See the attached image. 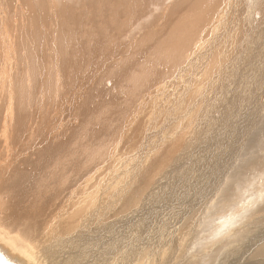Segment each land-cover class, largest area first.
<instances>
[{
    "label": "bare ground",
    "instance_id": "6f19581e",
    "mask_svg": "<svg viewBox=\"0 0 264 264\" xmlns=\"http://www.w3.org/2000/svg\"><path fill=\"white\" fill-rule=\"evenodd\" d=\"M70 3H72V4L69 5ZM129 3H134V0H129L128 4ZM241 3H242V1H241ZM238 4H239L238 0H140L141 10L137 13L136 17L133 15L129 17L128 27L130 29L132 28V30L128 31V33L126 31L125 35L127 37L129 35V37H128V39H129L130 35H132L136 31H138V29L136 30L135 27L137 26V28H138L139 24H140V27L142 26L144 30L146 28L147 29L146 31L148 32V36H147V32L144 34V31L142 30V32H143L142 33L140 31L141 28L139 27L140 29L138 32L139 33L141 32L140 35H142V34H143L142 36L145 35L142 39H147L150 36L155 35V33H158V37L155 40V45L153 48H150L151 53H150V55H147V59L144 61V62H147L148 60H151L152 62H150V64H149L150 67H147L143 62L141 64V67H142L141 71H139L138 73H135L136 72L135 71L134 72L135 75H134L133 79L130 78V82H128L129 87L120 89L117 93L112 94L111 95L112 99L109 97L110 100H108L106 97L105 103L107 105L106 104L104 105L103 103L100 102L104 106L99 104L100 106H103V107H97L95 110L102 111L104 113L101 114L102 112H98L95 116L92 115L89 119V121H92L93 119H95V121L93 120L94 121L93 123H95L97 126L99 125L98 130L96 129V127H95L96 125H94V124L87 125L89 128H91V131L88 128V130L90 132L85 128V126L82 130V133H79L76 130L79 133V135L76 133L73 140L69 139L70 142L65 143L64 145L60 144V146L58 147L59 150L56 149L57 152H55V154L53 152L55 150L52 151V149H54L53 144L48 143V142L41 144L40 147H38L39 145L37 146L35 144L38 149H36V147H35V150L32 153L28 154L27 153L28 151L26 150L27 151L26 153H27V155H29L28 156L29 158H30V155L32 154L31 156H35L36 158L39 159L40 156H42V154L44 152V150H43L44 146L46 147V144H47V146L49 145L48 151L50 152V154L53 153L54 155H51L52 156L51 160L49 158H47V160L45 159L46 162L45 161L42 162V163H44V162L47 163V161H49L47 164L44 163L45 166L47 167V169L45 168L46 170H43L44 171V173H42L43 175H40L39 178L37 175L36 176L37 179H35V180L30 179L31 182H30V180H28L29 178L28 179L26 178L30 184V185L27 184V186H31V187H30V190H29V187H27L28 191L23 192V188H25L24 186H26L25 182L27 180H25L24 185H22L23 184L22 181L17 179V176H20L21 178H23L24 176L22 177L20 174L19 175L17 174L19 172V169L21 171L22 167L20 168L18 165V160H21V159L17 158L16 152H20L24 148L26 149V147L28 145V140H27L28 138H30L31 140L33 139V142H35L37 139H39L40 131L46 130L45 127L43 129V126H45L44 125L45 119L40 121V122H38L36 119H34L33 107H35L39 102L47 103V99L48 98L51 99V97L47 96L51 91H52V99H53V100H51V102L53 101V106L55 108L58 109L59 107H57V106H59V105H63V104L65 105L67 103L71 104L68 102L67 98L71 97V96H69V93L71 95L72 94L71 91L73 89L70 88L71 86L68 85V83L70 84L69 81L71 79L74 80L73 79L74 74H76L77 76L80 74V72L84 68L83 63L88 64L87 60L89 59L88 61H90V59L95 55V54L90 53L91 52L90 51V49H91L90 45L91 44L89 45L88 43H86V44H84V43L88 42V40L90 39L91 33L94 32V28H95L94 21L96 19L95 18L91 19V15L89 12L87 14V19L84 18L83 14L85 12H87L84 9H83V12L81 14L75 15L78 11H76L74 9L75 5L73 4L72 0H61L60 2L55 1V0H22V1L21 0H0V51H1L0 56L2 55L4 57V59H3L4 61L3 62L0 61L2 63V65L0 66V69H1V72H0V101H2L0 103L1 104L0 105V107H1L0 117H1V120L3 122V126H1L2 123H0V260H2L3 263H5V264H36V262H38V259H41V258H39L40 254L42 256L43 251H45V250H46V258H49V259L54 258V260H58L61 258L62 264H128L129 263V261H130L129 255L131 254V250L129 251L128 249H130L129 248L130 241L132 240L135 244L137 242L134 241L135 239L133 240V238L135 236H133L132 238L130 237L131 240L128 237H126L127 236V229L130 228V223L132 224L131 225L132 227H135L137 225L139 226V224H137V223L141 220V219L139 220L140 215L137 214L138 215L137 216V215L129 214V210L132 207L136 206L140 202V198H143V197H140L141 195H143L145 192L148 195L150 183L154 182V184H155L157 182L156 181L157 178L165 177V176H161V174L163 172L160 175L158 174L162 168L157 173V169H156L157 165L155 166L154 169L152 167L150 169L148 167L149 163H147L144 166L146 167V165H148L146 168L150 169V170L148 171V173L145 176L141 177V179H138L139 180L138 183H136L135 179H134V182H132V183L127 182V181H131L130 179H132L131 178L132 172H134V171H135L134 173H136V172L138 173L137 177L140 178L139 177V171L140 170L136 171L137 168L139 169V167H140V166L138 167V165H137L139 162V160H136L137 155L136 154L132 155L131 153H129L130 152L129 150L125 151V153H124V152L120 151L121 149L119 150V152H122V153L118 152L119 154H115V149L117 147H115V143H113L111 139L107 140L104 137L105 142L103 144L98 138L103 137L102 135L105 136L104 133L108 132L107 129H106L107 132H105V130H104V128H106V126H108V127L111 126L113 124V122H115L114 120H117L120 115L121 116L123 115V117H125V116H128V117H127V121H126V118L124 119V121L122 120V124L125 123L126 127H127L128 122H129L128 124L133 123L134 128L136 126V129H135L136 133H138V131H140V132H143L144 135H147V136L149 135L152 137V138L150 137V139L147 138V141H151V143H152L151 144L152 145L151 150L148 148L149 154H151V155L154 154V151H156V149H160V148L162 149V147H163L162 145L171 144L173 150L171 151V153L168 154L165 161H163L164 163H166V160L171 159L170 157L175 154L176 150L180 151L179 147H181V145L180 146H178V145L182 139L181 140L177 139V141H176V139L174 138L175 141L172 143L171 139H166V141H165L164 137H163V140L160 141L159 139L162 137V134L161 135L160 134L150 135L151 133L150 134L146 133L148 131L145 129V126L147 128L148 124L145 125L146 122H144L143 117H145V112L147 113L149 110H152V108L156 109L158 102H159L158 109L163 108V106L161 108H159L160 100L158 97H154V98H158L159 101H157L155 99L156 101L153 100L154 102H152V101L150 102V99L153 97V95L151 96L148 92V96H147L146 93H147V90H149V89H147L146 91H144V89L147 86L151 85V87H150L151 90H149L151 92L152 88L155 86L154 82H156L157 78L154 77V75H156L155 74L156 72L152 71L154 69V67H155V69L160 67L159 69L161 70V68L164 69V67H168L167 65H169L171 67L168 70V72H166V75H168V76L169 75H175L176 76V72L174 73L171 69L173 66H172V63H170V62L178 63V64L179 63L184 64L185 62H187L189 65H192V63H193V65H196L198 60L201 58V56L206 54V51H209V52L212 51L208 55L209 58L204 61V63L206 62V66L213 65L216 63L221 64V62H220L221 60H219V59L222 55H224L223 54L224 53L223 48L225 47L226 42H228V40H231V39L237 40V38H239L241 36V34H239V31H241V30H239V29H241V27H240L241 25L240 26H238V25L242 24V23H239V21L237 23L236 22L237 18L234 15V11L243 12V8H241V7L238 8ZM24 5H25V8H23ZM117 6L119 7L118 4H117ZM22 8L24 9L23 14L21 13L22 16L19 15V17H17L16 15H18V11ZM157 11L158 12L160 11L162 13V15L161 16L157 15L158 14ZM11 12H13V13H11ZM245 13L247 14L246 11L244 12V14ZM13 15L15 16L16 19H15V24L12 26V22H10V21L12 20ZM229 18H230V21L232 20L235 22V24H234L235 26L233 28H232V26L227 25V21H229ZM243 18H244V16H243ZM139 19L141 20V22L137 24ZM9 22H10L12 27L9 26L10 25ZM71 24L76 25L78 27V29H76V31H74V32L70 31L71 26H72ZM118 24H120V22ZM128 27L126 26L124 29H126ZM229 27H231V28H229ZM129 28L127 30H129ZM245 28H247V27H245ZM65 29H67L66 32H64ZM242 29H244V28L242 27ZM224 30L226 31V35L222 36V33ZM263 30H264V28H263ZM76 32H78L77 35H76ZM263 33L264 32L262 31V35H263ZM17 35H18V39H16ZM205 35H206V37H205ZM207 35L208 36L210 35L209 38L212 37L211 35H213L211 41H209V38H207L208 37ZM202 36H204L205 38ZM219 37H221V38L219 39ZM134 39H136V38H134ZM150 42H152V41H148V43H150ZM232 44H234V43H232ZM263 46L264 45H262V48H264ZM228 47H230V46H228ZM29 48L32 49L33 51L30 50ZM214 48H215V50H214ZM234 48H236V47L234 46ZM97 49L98 48H96V51H97ZM231 49H232V47H231ZM2 51H4L3 52L4 54H2ZM226 51L229 52V49L228 50L226 49ZM261 51H262V49H261ZM32 52H33V54H32ZM89 54H90V56L88 57ZM232 54H233V52H232ZM261 54H262V52H261ZM109 55H113V52H111ZM109 55H107V59L109 58ZM226 55L222 56V58L228 59ZM191 56L193 57L192 60H191ZM263 56H264V52H263ZM263 56H262V59L264 58ZM87 57H88V59H87ZM230 57H231V54H230ZM110 59H111V57H110ZM202 60H204V58ZM202 60L200 61L201 63H202ZM228 61H229V59L227 60V62H225V61L224 62L229 64ZM116 62H117V60H116ZM124 62L125 61H123L122 64L118 66V68H120L124 64ZM103 63H104V61H103ZM105 63H106V61H105ZM107 63L109 64L108 61H107ZM138 64H139V62H138ZM106 65H105V67H103L104 71L107 70L106 67L108 65L107 66ZM112 65H114V64H112ZM184 65L185 66L180 65L178 68H187L186 63ZM109 66H110V64H109ZM96 67H97V65H96ZM96 67H95V69H97ZM175 67H177V66H175ZM190 67H192V66H190ZM175 69L180 71V72L182 70V69H177V68H175ZM99 70H102V69L99 68ZM162 70H161V72H162ZM183 70H182V72H183ZM96 72H98V71H96ZM208 74L211 75V72ZM208 74H206V75H208ZM61 75H63V76L69 75V77H65L66 79L68 78V80L61 77V82H60V80L57 81V79H59V77ZM76 75H75V77H76ZM85 75H86V72H85ZM159 75H158V77H159ZM54 76H56L54 78L55 82H57L56 84H55V82H53ZM201 76L202 77L199 76V78H201L203 80L204 76L203 75H201ZM130 77H132V75ZM201 79L200 80L197 79V81L198 80L201 81ZM81 80H82V78H81ZM260 80H263V79H260ZM75 81H76V79H75ZM89 81L91 83L88 82L87 85L89 83L92 84V81H94V80H89ZM71 83H72V81H71ZM73 83H75L74 84L75 86L79 85L76 82H73ZM93 83H95V82H93ZM201 83H202V81H201ZM77 86H76V88H83L80 85H79L80 87L79 86L77 87ZM85 86H84V88H85ZM196 86H197V84H196ZM157 87H159V86H157ZM175 87H176V85H175ZM243 87L244 86H242V88ZM40 88H41V91H44V92L43 93L41 92V95L38 97L39 98L38 99L37 97H35L34 93L36 91V96H38L40 94V91H39ZM127 88H129V89H127ZM154 88L156 89V86ZM83 89H80V91ZM87 89H89V87ZM87 89H85V90H87ZM74 91H76V90L74 89ZM78 91L79 90L77 89L76 92L79 93L80 91L79 92ZM155 91L157 92V90H155ZM158 91H159V89H158ZM85 93H86V91H85ZM88 93L90 94L91 90H90V92L88 91ZM165 94L166 93L164 92V95ZM81 95L82 96L84 95V98L88 99V98H86L88 96L85 97L86 94L81 93ZM82 96L79 95V97H81V98H82ZM40 98H41V100H40ZM35 99L37 100V103H36ZM132 99H133V101L130 103L129 101ZM65 100L67 102H65ZM79 100H80V98H79ZM89 100L94 101V97L91 94H90ZM176 100L180 101V98L176 99ZM176 100H175V102H177ZM74 101H75V99H74ZM83 101H85V100H82L81 105L87 104V103H83ZM181 101H183V100H181ZM109 104H111V105H109ZM89 105H90V103H89ZM93 105H95V104H93ZM134 105H136V107H133ZM179 105H182V104L179 103ZM37 106H39V105H37ZM131 106L134 109L131 111L127 110V108L131 107ZM165 106L168 107V105H165ZM194 106H196V105H194ZM49 107H50V111L52 113L53 108L51 110V106H49ZM65 107L67 109L68 106L66 105ZM65 107H64V109H65ZM110 107H112V109L115 108V111L118 110V112L116 114L117 116L114 114L116 117L113 116V117H115L113 119H112V117H110V115L107 116V113L110 114L112 111L111 110L108 112V109H110ZM68 108H70V107H68ZM91 109H92V107H91ZM122 109H123L124 114L122 111H119ZM42 110L40 111L39 115L41 114ZM58 110L59 111L61 110V106H60V109H58ZM172 110H174L173 105H172ZM47 111H49V110H47ZM47 111H45V114ZM64 112L66 113L67 110L66 111L64 110ZM64 112H63V114H64ZM162 112L163 111H161L160 113H162ZM59 113L61 114V111L58 112V115L56 114L58 118L61 116V115H59ZM151 113H153V110ZM155 114H157V113H154L153 115H155ZM39 115H37V116H39ZM64 115L62 117H64ZM133 115L136 116L135 117V119H137L136 121H134ZM182 115L183 114L180 115L181 116L180 121H182L185 114L183 116ZM106 116H107V118H106ZM173 116H175V115H173ZM46 117H47V115H46ZM139 117L140 118L142 117L141 119H143V120L139 119L140 121H138ZM58 118L53 119L52 117H50L49 121L51 122V119H53L52 123L55 122L54 120L60 121V119H58ZM105 118H106V121H105ZM152 118H154V116ZM65 119H67V118H65ZM163 119H164V117H163ZM62 120L63 119L61 118V121ZM31 121H34V124ZM57 121H56V123L59 124L58 123L59 121L58 122ZM105 122H107V123L105 124ZM56 123H55V125H56ZM103 123L105 124L104 126H103ZM153 123H155V122H153ZM47 124L50 125V127L52 126V124H49V122ZM122 124H121V129L124 128V127L122 128ZM125 124H124V126H125ZM27 126H28V128H26ZM113 126H114V124H113ZM115 126H116V124H115ZM119 126L120 125L116 126L117 127L115 129L116 131H117V129H120ZM57 127L58 126L56 125V128ZM129 127L131 128V126H129ZM129 127H127V128L130 129ZM152 127H154V126L152 125ZM166 127H168V126H166ZM173 127H174V125H173ZM249 127H250V125H249ZM127 128L123 129V132H125V130H127ZM150 128H151V126H150ZM25 129H27V130H25ZM54 130H55V128H54ZM47 131H48V128H47ZM25 132L29 133V134L27 135ZM48 132L50 133V131H48ZM54 132L55 131L52 130L51 133L54 134ZM129 132H130V130H129ZM184 132H185L184 129H182V134ZM126 133H128V131ZM152 133H154V132L152 131ZM76 135H78V136H76ZM120 135H121V133L119 134V137L121 139L122 136H120ZM124 135H125V133H124ZM178 135L181 136L180 134H178ZM47 136H49V137L52 136L51 138H53V135L47 134ZM55 137L56 136H54V138ZM116 137H117V135H116ZM119 137H118V140H119ZM127 137L130 138V134L127 135ZM176 137H178V136L176 135ZM128 138L126 139V142H127V140H129ZM170 138H172V137H170ZM182 138H183V136H182ZM40 139L42 141V138H40ZM47 139H48V137H47ZM114 139H116V138H114ZM144 139L145 138L142 137L140 140H138V139L132 140V142L135 141V145L133 148L134 150L132 149L134 151L133 153H136L137 151L139 152V150H141V149H143V151L145 150L144 147L141 148V143L147 142V141H144ZM118 140H117V143H118ZM11 141L13 142V146L15 145V148H16V151L14 153L15 154L14 158H12L10 156L11 152H13L12 151L13 146L10 147V144H9V142H11ZM157 141H158V144L154 145V143H156ZM119 143H120V141H119ZM133 144H134V142L132 143V145ZM122 145H123V143H122ZM132 145H131V148H132ZM62 146H64V147H62ZM29 147H32V146H30V144H29ZM39 148H42V149L40 150ZM126 149H127V147H126ZM158 151H161V150H158ZM23 152H21V153H23ZM146 152H147V149H146ZM46 153H48V152H46ZM126 154H129V155H126ZM130 154H131V156H130ZM141 154H139L138 156L140 157ZM11 155H13V154H11ZM77 156H79V157L77 158ZM143 156H144V154H143ZM21 157L23 159V155H21ZM26 158H25V160H26ZM108 158L111 159L112 161H109ZM31 159H32V157H31ZM103 159L105 160V162L107 161L106 159H108V163L107 162L106 163L108 164L107 167H108L109 171H110V168L112 166L111 162L116 161V163H120L119 167L117 164L116 168H119L121 171H119V169H115V167H114L113 169H111L110 173H109V171L107 172V173H109V177H111L112 175H114L115 173L118 172L117 173V176H118L117 179H115L116 176L114 177V179L113 178L109 179V177H108L109 180H107V184H103V181L101 179H103V180L107 179V178H105L107 173H105L104 178L102 176L101 177L98 176V178L100 177L101 179L100 180L97 179V180H99L100 184L101 183L102 184L98 185V183H99V181H98V183L96 185V182H94L95 186H93L92 189L89 190V192H91V193L89 195H86L83 192L85 195L83 194L84 197H82L83 196L82 195L81 196L82 198L79 197L80 199L77 198L78 197L77 195L75 196V194L72 193L73 190L68 191L67 187H69L71 182H74L73 176H74L75 172L78 174H81L83 170H85V172H86L87 169H90V170H87V172H86L87 175H89L88 172L90 174L92 172L96 173V172H98L97 171L98 169L102 168L101 165H97V164H100ZM73 160H75V161H73ZM127 160L129 161V163L127 166H125V168H123L125 165V161H127ZM146 160H147V158L143 159V163L144 162L146 163ZM40 161H41V159L37 160L35 163L39 165V163L41 164ZM2 162H4L5 167L2 166ZM23 163H25V162H23ZM110 163H111V165L109 166ZM143 163H141V164H143ZM225 163H226V161H225ZM121 164H123V165H121ZM38 165H36V167ZM92 165H97V166H92ZM150 165H151V163H150ZM115 166H116V164H115ZM176 167H177V165H176ZM41 168H43V167L41 166ZM132 168L133 169L135 168L136 170L135 169L132 170ZM142 168H143V166H142ZM25 169L26 168H22V170H25ZM108 169H106L105 171H107ZM141 170H143V169H141ZM29 171H30V169H29ZM144 171H147V170H144ZM141 172L142 171H140V173ZM167 172H169V170ZM25 174H26V172H25ZM97 174H99V173H97ZM154 174H157L159 176H157V178H156V176ZM169 174H170V172H169ZM134 175L135 174H133V176ZM141 175H142V173H141ZM162 175H164V173ZM92 176L93 175H91V177ZM72 177H73V180L71 181ZM89 177H90V175H89ZM77 178H75V179L78 182L79 178L78 179ZM89 180H87V181H89ZM160 181L162 182V180H160ZM161 182H159V183H161ZM87 183H89V182H86L85 186L84 185L83 186L87 187L86 186ZM78 184H79V182H78ZM124 184L125 185L127 184V185L124 186ZM6 185H8V187ZM107 185H109V186H107ZM155 185H157V184H155ZM4 186L7 187L8 189L10 188L12 190L11 193L10 192H8V193H10V195L15 194L16 198H14V200H16L19 203V204H17L19 206L15 207L16 209L13 211V213H10L7 215L4 213V210L8 208L6 205L12 198L6 197V194H4V192L7 193L8 189L7 190L3 189V188H5ZM71 186L72 185H70V187ZM105 186H107L106 189L104 188ZM79 188H82V187H79ZM73 189H76V188H73ZM129 189H130V192L127 193ZM4 190H6V191H4ZM133 190H135V191H133ZM8 191H10V190H8ZM32 191H35L36 195H34V193H32ZM258 191H261L260 193H262L264 191V182L259 185ZM76 192H77V190H76ZM112 192L115 194L110 196L109 199L107 200V202H110V203H108L109 205L104 209V211L100 212V214L98 213L99 218H97V216L94 215V213L101 206L100 205L101 203L105 204L106 200L104 197H106L107 195H109V193H112ZM74 193H75V191H74ZM94 193H97V195H94ZM117 193L118 194L121 193V195H119V196L122 197L123 199H121L120 201H118V200L112 201L114 199V197L116 198ZM140 193H141V195H140ZM257 193L256 194L259 195V192H257ZM263 193L261 194V196L262 195L264 196ZM23 194H25V195L26 194H32L34 196L32 198H29L27 196L25 197ZM137 194H139V195H137ZM147 195H146V197H147ZM257 195H255V196H257ZM124 196L126 198H124ZM5 197L7 198L8 202H6V200L3 199ZM74 197H76V200L73 199ZM150 197H153V195ZM260 198L258 201H260ZM145 199H147V198L144 197V200ZM148 200H149V198H148ZM145 201L147 202V200H145ZM150 201H152V199ZM150 203L152 204V202H150ZM244 203H246V204L242 205V204L238 203L239 204L238 205L235 203L236 205L233 208L234 209L236 207L242 208L243 206L249 205V202H244ZM255 203L256 202H254L253 205L256 206ZM14 205H16V203H14ZM147 205H148V203H147ZM257 206H259V205H257ZM10 207H12V206H10ZM10 207L7 209V212H9L10 210L12 211V209H10ZM252 207H254V206H252ZM103 208H104V206H103ZM252 209L251 210L248 209L246 211H249V210L252 211ZM260 209H262L264 211V205H261ZM235 210H237V209H235ZM155 211H157V210H155ZM190 211H191V209H190ZM261 211H259V212L261 213ZM196 212H198V211L194 210L192 213L193 216H191L189 214L187 216V218L185 219L184 223H181V225H178L175 227V229L177 230V236H176L177 240L182 241L183 239H186L185 238L186 237L185 232L190 231V228L200 220L199 217L201 216L202 212L199 211L198 214L194 215ZM131 213H132V210H131ZM95 216H96V219L93 220V222H91V218H93ZM131 216H133V218H130ZM152 216H154V215H152ZM113 218H115L116 220H113ZM253 218L255 219L256 217H253ZM110 219L113 221H111ZM251 219H252V217H251ZM251 219L249 218L245 223H250ZM257 219H259V218H257ZM107 222H109V223H107ZM141 224H142V222H141ZM141 224H140V226H141ZM109 225H111L112 227H114L115 225L119 226L118 227L119 230L117 229L118 233L115 232L118 235L117 236L115 235V237L112 238L113 241L108 243V245H111L110 246L111 249L108 250L107 248H105L107 246V244H105V246L104 245L102 246L103 249L100 248V246H98V245H93L92 240H91V238L93 237L92 233L97 232L98 235L97 234L96 235H97V237H99V239L97 241H100V237H106V236L110 235V233L108 232L110 230L109 227L103 231V229H105V227H107ZM217 226H219V225H217ZM238 227H239V225H238ZM244 227L245 226H243V228ZM240 228H241V226H240ZM107 229H109V230H107ZM238 230H240V229L238 228ZM171 232H174V231H171ZM227 235H229V234H227ZM227 235H225V237ZM113 236H114V234H113ZM171 236H173V235H171ZM214 236H216V235H214ZM214 236H211V238H214ZM255 236L253 238H256ZM221 238H223V237H220L218 239H213L211 241H207L206 243L204 242V244L202 245V246H204V248L202 250H200V252L196 253L195 256H189V258L194 260L193 264H224V261L221 260V257L223 258L226 251L228 250L227 248L225 249L224 252H222L220 254V256H218V259L216 262L214 260H216L218 252H216L217 254H215V256H213V258L211 256L210 259H208L207 261L204 260L201 263L197 262V260L202 259L203 254H206V253H204L205 251L206 252L209 251V249L211 247L212 248L216 247L214 244H216V242H218V240H220ZM233 238H235V237H233ZM173 239H175V238H173ZM105 240H106V238H105ZM249 240L247 241V243H245V245L246 244L248 245ZM258 240L259 241L258 242L256 241V244H253V240H252V242H250L252 244H249L248 246L243 245L244 248L238 246L240 248L238 250L239 252H237L233 256H230L232 262H229V263L230 264H239V263L240 264L241 263H243V264H264V234L261 235L260 238H258ZM229 241H230V239H229ZM231 241H232V239H231ZM164 242H165V240H164ZM244 242H246V241H244ZM161 243L163 244V242H161ZM90 244H92L93 246H90ZM135 244H133V245H135ZM230 245H233V244H230ZM202 246H200V247H202ZM238 247L237 248L235 247V248L238 249ZM143 248H142L143 250L141 249L138 252L139 255L137 258L135 257L136 259L135 258H133V260L131 259V261L134 264H146L145 258H147V255H149L150 251H148V249H146V247H143ZM162 248H163V246L158 248L159 249L158 253L162 250ZM218 248H220V247H218ZM218 248L216 251H218ZM230 250H232V249H230ZM92 251H94V252H92ZM69 252H73V253L70 254ZM128 253H130V254H128ZM161 253H162V251H161ZM126 254H128V256ZM151 254H157V253H155V251H154ZM190 255H193V253ZM134 256H136V255H134ZM196 256H197V258H196L197 260L195 259ZM190 260H188V261H190ZM185 261H187V260H185ZM229 261H230V259H229ZM147 263L153 264V260H151ZM53 264H55V261L53 262Z\"/></svg>",
    "mask_w": 264,
    "mask_h": 264
},
{
    "label": "rangeland",
    "instance_id": "374dc122",
    "mask_svg": "<svg viewBox=\"0 0 264 264\" xmlns=\"http://www.w3.org/2000/svg\"><path fill=\"white\" fill-rule=\"evenodd\" d=\"M55 1L60 2L61 0H55ZM72 1H73V4L75 5L74 9L76 11H78L75 15L81 14L83 12V9H84L85 11H87L83 14L84 18L87 19V14L89 12L91 15V19L92 18L96 19L94 21V26H95L94 32L91 33L90 39L88 40V42L84 43V44L88 43L89 45L91 44L90 45V48H91L90 53L95 54V55L90 59V61H88L89 60L88 57L90 56V54H89L87 57L88 60L86 59L88 64L83 63L84 68L82 67L83 70L80 72V74L78 76L76 74H74V76H73L74 80L71 79L69 81L70 84L68 83V85H70L71 87L70 86L69 87L73 90L71 91V93H72L71 95L69 93V96H71V97H68L67 99H68V102L71 104L67 103L65 105L63 104V105L57 106V107H59L58 109H60V106H61V110H60L61 114L59 113V115H61L60 117L63 119L62 121H61L60 117L59 118L57 117L58 112H60V111L53 106V101L51 102V100H53L51 90H50L51 94L49 93L47 95V96L51 97V99L48 98L49 100L47 99V103L39 102L37 104L39 106L36 105L35 107H33L34 119H36L38 122L45 119L44 120L45 126H43V129L45 127L46 130L40 131L39 139H37L35 142H33V139L31 140L30 138H28L27 139L28 145H27L26 149L24 148L22 151L16 152L17 158L21 159V160H18L19 167L20 168L21 167L26 168L25 170H22V168H21V171L19 169V172L17 173L18 175L20 174L22 177L24 176L23 178H21L20 176H17V179L22 181V183H23L22 185H24L25 180H27L28 178H29L28 180H30V179L35 180V179H37V177H36L37 175H38V178L40 177V175H43L42 174V173H44L43 170L47 169L45 164H47L49 162V161H47V163H45L46 162L45 159L47 160V158H49L51 160V158H52L51 155H54L55 152H57L56 149H58L60 144L64 145L65 143L70 142L69 139L73 140L76 133L78 135H79V133H82L84 126L88 130L89 127L87 125H90V124L96 125L95 123H93L95 121V119H93L94 121L93 120L89 121V119L92 115L95 116L98 112H102V111H98L95 109L97 107H103L106 104L105 103L106 97L108 100H110V98L112 99V97H111L112 94L117 93L120 89L129 87L128 82H130V78L133 79V77L135 75L134 74L135 71H136L135 73H138L139 71H141V69H142L141 64L147 59V55H150V53H151L150 48L154 47L155 40L158 37V33H155V35L150 36L147 39H142L145 36V35L142 36L143 34L140 35L142 30L144 31V34H145L147 32L146 31L147 29L145 28V30H144L142 26L140 27V24H139L138 28H137V26L135 27L136 30L138 29V31L141 28L140 33L138 31L134 32L132 35H130L129 39H128L129 35H128V37L125 35L126 31L128 33V31L132 30V28L130 29L128 27L129 17L132 15L136 17L137 13L141 10L140 0H134V3H129V4H128L129 0H72ZM241 1H242V3H241ZM238 2H239L238 8L239 7L243 8V12L234 11V15L237 18L236 22L238 23V21H239V23H242V24L238 25V26L241 25L240 26L241 29H239V30H241V31H239V34H241V36L239 38H237V40H233V39L228 40V42H226L225 47L223 48L224 53L222 52L224 54L222 56H225L227 54L226 56L229 59V61H228L229 64L225 63V62H227L228 59H224L221 56L219 59V60H221L220 61L221 64L216 63L213 65L206 66V62L204 63V61L209 58L208 55H209V53L212 52V51H210V52L206 51L208 49L207 48L205 50L206 54L201 56V58L198 60L196 65H193V63H192V65H189L187 62H185L187 65L186 66L187 68H178L180 65L185 66L184 65L185 63L184 64H181V63L178 64V63L170 62V63H172V66H173L171 69L174 73L176 72V76L175 75H169V76L166 75V72H168V70L171 67L169 65H167L168 67H164V69L161 68V70L163 69L162 72L159 69L160 68L159 66H158L159 68H156V69L154 67V69L152 71L156 72L155 73L156 75H154V77L157 78L156 82H154L156 89L154 88L155 87L154 86L152 88L153 92L152 91L150 92L149 90H151V88H150L151 85L147 86L144 89V91L149 89V90H147V93H146L147 96H148V92L151 96L153 95V97L150 99V102L160 100L159 108H161L163 106V108L158 109V104H159V102H158L156 109L152 108L153 113H151L152 110H149L147 113L145 112V117H143V118H144V122H146L145 125L148 124L147 128L145 126V129L148 131L146 133H149V134L151 133L150 135H155V134L161 135L162 134V137H161L162 139L161 138L159 139L160 141L163 140V137H164L165 141H166V139H171L172 143L175 141V139H176V141H177V139H180V140L182 139L181 140L182 143L180 142L178 145V146L181 145V147H179L180 151L176 150L175 154L170 157L171 159L166 160V163H164L163 161H165L168 154L171 153V151L173 150L171 144L162 145L163 146L162 149L161 148L156 149V151H154V154H152V155L149 154V149L151 150V148H152L151 144L152 143H151V141H147V138L150 139L151 136L144 135L143 132H140L138 130L137 131L139 134L136 133V130H135L136 126L134 128L133 123H130L131 125L128 124L129 122L127 123V127L131 126V128L129 127L130 129H128L126 127L125 123H124L125 126H124V124H122V120L124 121V119L126 118V121H127L128 116L123 117V115L122 116L120 115L117 120H114L116 122V123L113 122L114 126H113V124L109 127L106 126V128H104V130H105V132H107V130H108V132L104 133L105 136L102 135L103 137L98 138L103 144L105 142V139H107V140L111 139L112 142L115 143V147H117L116 148L117 150L115 149V154H119L122 152L125 153V151H127V150H129L130 151L129 153H131L132 155L136 154L138 156L139 154L142 153L140 156L141 158L139 156L138 157L136 156V158H137L136 160H139V162H140V163L138 162V164L137 163L136 164L138 165V167L140 166L141 168L139 167V169L137 168V170L134 168L136 171H139V170L142 171L141 172L142 175L139 171V177L140 178H138L137 177L138 173L137 172L134 173L135 172L134 171V172H132V177H131L132 179H130L131 181H127V182L132 183V182H134V179H135L136 183H138L139 182L138 179H141V177L145 176L148 173V171L151 169V167L154 169L156 165H157L156 166L157 173L162 168L158 174L160 175L163 172L164 175H162L163 174L162 173L161 176H165V177L157 178V176H159V175L154 174L157 178L156 179L157 182L155 184H157L158 186L155 185L154 182L150 183L148 195L145 191H144L145 193L143 194L144 196L141 195V193H140V195H141L140 197H143V198H140V202L138 203L139 205L137 204L136 206H134L135 208L132 207L129 210V214L140 215L139 220L140 219L142 220V221L140 220L142 222V224L139 221L137 223V224H139V226L137 225L135 227H132L131 226L132 224L130 223V228L127 229V236L126 237H128L130 239V237L132 238L133 236H135L133 238V240L135 239L134 241L137 242L135 244L131 239H130L131 241L129 240L130 241V245H129L130 249H128V250L129 251L131 250V254L128 253V254H130L129 255L130 261L128 264H134L131 261V259L133 260V258H135V257L137 258L139 255L138 252L143 247H146V249H148V251H150L149 255H147V258H145L146 264H150L147 262H149L151 260H153V264H174V263L175 264H193L194 260L189 258V256H195L196 253L200 252V250H202L204 248V246H202L204 244V242L206 243L207 241H211L213 239H218L220 237H223V238H221L220 240H218V242H216V244H214L216 247H214V246H213L214 248L211 247L209 249V251H207L208 253L205 251L204 253H206V254H203L202 259L197 260L196 259L197 256L195 257V259L197 260V262L201 263L204 260L207 261L208 259H210L211 256L213 258V256H215V254H217L216 252H218L219 255L217 254V258L215 257L216 260H214L216 262L218 259V256H220V254L222 252H224L225 249L227 248L228 250L226 251L223 258L221 257V260L224 261V264H230L229 262H232L230 256H233L234 254L239 252L238 251L240 249L239 247H243V245L248 246L249 244H252V243H250V242H252V240H253V244H256V241L257 242L259 241L258 238H260V236L264 234V217H263L264 211L262 209H260L261 205H264V202H263L264 196L263 195L261 196V194L264 191L262 193H260L262 191L261 189H260L261 191H258L259 185L264 182V169H263L264 168V100H263L264 99V83H263L264 82L263 81L264 80V58L262 59L263 52H264V48H262V45H264V43H263L264 42V33L262 35V31L264 32V30H263V28H264V0H247V1L246 0H238ZM71 4L72 3H70L69 5H71ZM117 4L119 5V7L117 6ZM23 8H25V5L23 6ZM23 8L18 11V15H16L17 17H19V15L22 16V14L24 12ZM245 11L247 12V14L246 13L244 14ZM11 13H13V12H11ZM157 13H158L157 15H160V16L162 15V13L160 11L159 12L157 11ZM242 15L244 16V18ZM12 17L13 18L10 22H12V26H13L15 24L16 18L14 15ZM10 22H9V24H10ZM119 22H120V24H118ZM140 22H141V20L139 19L137 24ZM234 24H235V22L232 20L230 21V18H229V21H227V25L232 26V28H233L235 26ZM71 25L72 26H71L70 31L74 32V31H76V29H78V27L76 25H74V24H71ZM9 26L12 27L11 24ZM126 26L129 28V30H127L128 28L124 29ZM242 27L244 29H242ZM245 27H247V28H245ZM229 28H231V27H229ZM66 31H67V29H65L64 32H66ZM77 34H78V32H76V35ZM223 35L224 36L226 35L225 30L222 33V36ZM147 36H148V32H147ZM209 36L207 38H209ZM211 36L213 37V35H211ZM202 37H204V36H202ZM205 37H206V35H205ZM212 37L209 38V41H211ZM134 38H136V39H134ZM220 38L221 37H219V39ZM16 39H18V35L16 36ZM148 41H152V42L148 43ZM232 43H234V44H232ZM227 45L230 47H228ZM233 45L236 48H234ZM231 47H232V49H231ZM96 48H98L97 51H96ZM226 49L227 50L229 49V52H227ZM261 49H262V51H261ZM30 50H32V49H30ZM214 50H215V48H214ZM3 52L4 51H2V54H4ZM111 52H113V55H109ZM232 52H233V54H232ZM261 52H262V54H261ZM0 54H1V51H0ZM32 54H33V52H32ZM230 54H231V57H230ZM107 55H109L108 59H107ZM110 57H111V59H110ZM192 58L193 57L191 56V60H192ZM203 58H204V60H202ZM3 59H4V57L1 55L0 61L3 62L4 61ZM116 60H117V62H116ZM201 60H202V63L200 62ZM103 61H104V63H103ZM105 61H106V63H105ZM107 61L109 62L110 66L107 63ZM123 61H125L124 64L120 68H118V66L121 65ZM138 62H139V64H138ZM150 62H152V61L148 60L147 62H144V64L147 67H150V65H149ZM112 64H114V65H112ZM1 65H2V63L0 64V66ZM96 65H97V67H96ZM105 65L107 66L106 67L107 70L105 69L106 71H104V68H103V67H105ZM175 66H177V67H175ZM190 66H192V67H190ZM95 67L98 70L95 69ZM99 68H101L102 70H99ZM175 68L182 69V70L184 69V70H183V72H182V70L180 72V71L176 70ZM96 71H98V72H96ZM0 72H1V69H0ZM85 72H86L87 76L85 75ZM210 72H211V75L208 74ZM206 74H208V75H206ZM75 75H76V77H75ZM131 75H132V77H130ZM158 75H159V77H158ZM201 75L204 76L203 80L201 78H199V76L202 77ZM55 77L56 76L53 77V82H55V79H54ZM61 77L65 78V77H69V75L68 76L67 75H64V76L61 75L59 77V79L56 78L57 81L60 80V82H61ZM81 78H82V80H81ZM75 79H76V81H75ZM197 79H199V80L201 79L202 83L199 80L197 81ZM260 79H263V80H260ZM66 80H68V78ZM89 80H94V81H92V84H90L91 82ZM159 80L160 81L162 80L163 82L162 81L160 82ZM71 81H72V83H71ZM73 82H76V83L79 82L78 84L83 88L85 85L86 86L84 89L83 88H76L77 85L75 86L74 85L75 83H73ZM88 82H90V83L87 85ZM93 82H95V83H93ZM56 83L57 82H55V84ZM196 84H197V86H196ZM175 85H176V87H175ZM157 86H159V87H157ZM242 86H244V87L242 88ZM88 87L91 90L90 94L94 97V101L89 100L90 94L88 93V91L90 92V90L87 89ZM157 88L159 89V91ZM74 89L76 91H77V89L79 91H80V89H83V90H81L80 92L78 91L80 93L79 94L76 91H74ZM85 89H87L88 91ZM127 89H129V88H127ZM154 89L157 90V92ZM84 90L86 91V93ZM39 91H40V94L38 96H36V91L34 93L35 97H37V98L41 95V92L42 93L44 92V91H41V88L39 89ZM164 92L166 93L165 95H164ZM81 93L86 94L85 97L88 96V97H86L88 99H85L84 95L82 96ZM78 94L80 96H82L83 99L81 97H79ZM154 97H158L159 100H158V98H154ZM79 98H80V100L81 99L85 100V101H83V103H87V104L81 105L82 100L80 101ZM179 98H180V101L176 100ZM74 99H75V101H74ZM40 100H41V98H40ZM66 100H65V102H67ZM175 100L177 102H175ZM181 100H183V101H181ZM35 101L37 103L36 99H35ZM132 101H133V99L130 100L129 102L131 103ZM1 102L2 101H0V103ZM100 102L103 103L104 105L101 104ZM89 103H90V105H89ZM179 103L182 105H179ZM93 104H95V105H93ZM99 104H101L103 106H100ZM66 105L70 108L67 107V109H66V107H65ZM109 105H111V104H109ZM165 105H168V107H166ZM172 105H173L174 110H172ZM194 105H196V106H194ZM49 106H51V110L53 108V110H52L53 114L51 113ZM64 107H65V109H64ZM91 107H92V109H91ZM133 107H136V105H134ZM0 109H1V107H0ZM63 109L65 111L67 110L68 113L66 112L67 113L66 114ZM133 109L134 108H132V106L127 108V110H129V111H131ZM41 110H42V112L39 115ZM47 110H49L50 112ZM45 111H47L46 114H45ZM109 111H111V113L110 114L107 113V116L110 115V117H112V119L117 116L116 114H117L118 110L115 111V108L112 109V107H110V109H108V112ZM119 111L123 112V109L119 110ZM161 111H163V112L160 113ZM63 112L65 115L63 114ZM103 113L104 112H102L101 114H103ZM154 113H157V114H155L156 116L153 115ZM123 114H124V112H123ZM181 114H183V115L185 114L184 115L185 118L183 117L182 121H180L181 120L180 119ZM37 115H39V116H37ZM46 115H47V117H46ZM63 115L67 119L62 117ZM173 115H175V116H173ZM107 116H106V118H107ZM113 116H115V117H113ZM151 116L152 117L154 116V118H152ZM162 116L164 117V119ZM50 117H52L53 119L58 118V119H60V121L58 120L59 121L58 122L57 120H54L55 122L52 123L53 119H51V122H50L49 121ZM135 117L136 116L133 117L134 121L137 120V119H135ZM106 118H105V121H106ZM141 118L139 117L138 121L143 120ZM34 121H31V122H33V124H34ZM56 121L59 124H57ZM48 122H49V124H52L51 127H50V125L47 124ZM153 122H155V123H153ZM0 123H2L1 126H3V122L1 120V117H0ZM55 123L58 126L57 128H56ZM106 123L107 122H105V124ZM105 124L103 123V126ZM115 124H116V126L120 125L119 126L120 129H117V131L115 130L117 128L115 126ZM121 124H122V128L124 127L123 129L127 128V130H125V132H123V129H121ZM152 125L154 127H152ZM173 125H174V127H173ZM249 125H250V127H249ZM150 126H151V128H150ZM166 126H168V127H166ZM95 127L98 130L99 125L98 126L96 125ZM26 128H28V126ZM47 128H48V131H50V133L47 131ZM54 128H55V130H54ZM89 129L91 131V128H89ZM182 129H184V131H185L183 134H182ZM25 130H27V129H25ZM52 130L55 131L54 132L55 135L53 133H51ZM129 130H130V132H129ZM118 131L121 133V135H120V136H122L121 139L119 137L120 133ZM127 131L130 134V138L127 137V135H129L128 133H126ZM152 131L154 133H152ZM46 133L48 135H53V138H51L52 136H50V137L47 136ZM124 133H125V135H124ZM26 134L28 135L29 133H26ZM178 134H180L181 136H179ZM78 135H76V136H78ZM116 135H117V137H116ZM176 135L178 137H176ZM54 136H56L57 138L56 137L54 138ZM182 136H183V138H182ZM47 137H48V139H47ZM104 137H105V139H104ZM118 137H119V140H118ZM142 137L145 138L144 141H147L146 143L145 142L141 143V148L144 147L145 150L143 151V149H141V150H139V152L137 151L136 153H133L135 141H133L134 144L132 145V143H133L132 140H134V139L140 140ZM170 137H172V138H170ZM40 138H42V141ZM114 138H116V139H114ZM127 138L130 140V141L127 140L128 143L126 142ZM117 140H118V143H117ZM119 141H120V143H119ZM47 142L53 144L54 149H52V151L55 150V151H53L54 154L53 153L50 154V152L48 151L49 145L47 146V144H46V147L44 146L45 149L43 148V150H44V152L42 154L43 157L40 156V158H39V159H41V161H40L41 164L39 163V165H38L35 162L39 159L36 158L35 156H31L32 154L30 155V158H29L28 157L29 155H27V153L28 154L32 153L35 150L36 145L37 146L39 145L38 147H40L41 144H44ZM122 143H123V145H122ZM9 144H10V147L13 146L12 141L9 142ZM29 144L32 147H29ZM157 144H158V141L156 143H154V145H157ZM131 145H132V148H131ZM62 147H64V146H62ZM126 147H127V149H126ZM36 149H38V148L36 147ZM39 149L41 150L42 148H39ZM146 149H147L148 153L146 152ZM119 150L122 152H119ZM158 150H161V151H158ZM12 151L13 152H11V154H13V155L10 154V156L12 158H14L15 157L14 153L16 151L15 145L13 146ZM45 151L48 153H46ZM21 152H23V153H21ZM131 154H130V156H131ZM143 154H144V156H143ZM21 155H23V159H22ZM126 155H129V154H126ZM31 157H32V159H31ZM78 157L79 156H77V158ZM25 158H26V160H25ZM146 158H147L146 163L145 162L143 163V159H146ZM108 159H106L107 163H108ZM43 161H45L44 162L45 164L42 163ZM73 161H75V160H73ZM109 161H112V160L109 159ZM225 161H226V163H225ZM23 162H25V163H23ZM106 162L103 159L100 164H97V165L102 166V168L97 170L98 172H96V173L92 172L91 174L88 172L90 177L86 173L87 170H90V169H87L86 172H85V170H83L81 173L82 175L75 172V174L73 176L74 182H71V184H70V185H72L71 186L72 188L69 185V187H67L68 191L73 190L72 193L75 194V196L77 195L78 196L77 198H79V197L82 198V197H84L85 194L89 195L91 193V192H89V190H91L92 187L95 186L94 182H96V185H97L98 181L101 179L100 177L102 176L104 178L105 173H107L109 171V169L107 167L108 164ZM111 163H112L113 167L112 166H111V168L109 167L110 171L114 167H115V169H119L116 167H117V164L119 167L120 163H116V161L111 162ZM111 163L109 164V166L111 165ZM128 163H129L128 160L125 161V165L123 168H125V166H127ZM141 163H143V164H141ZM147 163H149L148 164L149 166L146 165V167L148 166L150 169H147L144 166ZM150 163H151V165H150ZM115 164H116V166H115ZM36 165H38V166L36 167ZM97 165H92V166H97ZM121 165H123V164H121ZM141 165L143 166V168ZM176 165H177V167H176ZM2 166H4V162H2ZM41 166L43 168H41ZM29 169H30V171H29ZM106 169H108V170L105 171ZM134 169L132 168V170H134ZM141 169H143V170H141ZM144 170H147V171H144ZM168 170H169L170 174H169V172H167ZM110 171H109V173H110ZM119 171H121V170L119 169ZM25 172H26V174H25ZM97 173H99V174H97ZM109 173L106 174L105 178H107V179H104V180L101 179L103 181V184H107V180H109L111 178L114 179L115 176H116L115 179L118 178V176H117L118 172L115 173L114 175H112L111 177H109ZM133 174H135V175L133 176ZM91 175H93V176L91 177ZM98 176H100V177L98 178ZM73 177L71 178V181L73 180ZM77 177L79 178V180H78L79 184H78L77 180L75 179ZM108 177H109V179H108ZM86 179L87 180L90 179V180L87 181ZM97 179H99V180H97ZM28 180L25 182L26 186H24L25 188H23V192L28 191L27 187H29V190H30L31 186H27V184H29ZM31 180H30V182H31ZM160 180H162V182ZM86 182H89V183H87V185H86L87 187H84ZM159 182H161V183H159ZM101 184L99 181L98 185H101ZM126 185L124 184V186H126ZM6 186L8 187V185H6ZM107 186H109V185H107ZM107 186H105L104 188L106 189ZM7 187H5L3 189L7 190L8 189ZM79 187H82V188H79ZM73 188H76V189H73ZM6 190H4V191H6ZM8 190H10V191H8ZM8 190H7V193L4 192V194H6L7 198H12L10 200L11 202L9 201L10 202L9 203L7 201L6 197L3 199H5L6 202H8L6 205L8 208L10 206H12V207H10V209H12V211L9 209L11 212L10 211L7 212L8 208L5 209L4 213L6 215L13 213V211L16 209L15 207L19 206V205H17L19 203L16 200H14V198H16L15 194L10 195L12 190L10 188ZM76 190H77V192H76ZM74 191H75V193H74ZM133 191H135V190H133ZM8 192H10V193H8ZM129 192H130V189L128 190L127 193H129ZM257 192H259V195H257L258 194ZM32 193H34V195H36L35 191H32ZM114 194L115 193L112 192V193H109V195H107L106 197H104L106 200L105 204L101 203L100 204L101 206L94 213V215H96L97 218H99L98 213L100 214V212L104 211V209L109 205L108 203H110V202H107L109 197L114 195ZM23 195L25 197L27 196L29 198H32L34 196L32 194H26V195L23 194ZM94 195H97V193H94ZM119 195H121V193L120 194L117 193L116 198L114 197V199L112 201H117V200L120 201L121 199H123ZM137 195H139V194H137ZM146 195H147V197H146ZM152 195H153V197H150ZM255 195H257V196H255ZM144 197L147 198V199H145V200H147V202L144 200ZM124 198H126V197L124 196ZM148 198H149V200H148ZM259 198H260V201H258ZM73 199L76 200V197H74ZM151 199H152V201H150ZM150 202H152V204ZM244 202H249V205L243 206L242 208L239 207L240 209L238 207H236L235 209H237V210H235L233 208L238 203H240L242 205L246 204ZM254 202H256L255 203L256 206L253 205ZM14 203H16V205H14ZM147 203H148V205H147ZM257 205H259V206H257ZM103 206H104V208H103ZM252 206H254L255 208ZM190 209H191V211H190ZM248 209H250V210L252 209V211H250V210L246 211ZM131 210H132V213H131ZM155 210H157V211H155ZM194 210H197L198 212L199 211L202 212L201 216L199 217L200 220L190 228V231L185 232V236H186L185 238L186 239H183L182 241L177 240L176 239L177 230L175 229V227L178 225H181V223H184L185 219L187 218V216L189 214L191 216H193L192 213ZM259 211H261V213ZM198 212H196L194 215L198 214ZM152 215H154V216H152ZM96 216L91 218V222H93V220L96 219ZM250 216L252 217V219ZM253 217H256L255 218L256 220ZM130 218H133V216H131ZM249 218L251 219L250 223H245ZM257 218H259V219H257ZM113 220H116V219L113 218ZM113 220H111V221H113ZM107 223H109V222H107ZM140 224H141V226H140ZM217 225H219V226H217ZM238 225H239V227H238ZM240 226H241V228H240ZM243 226H245V227L243 228ZM108 227L110 229V230L107 229V230H109L108 232L110 233V235H109L110 237L109 236L100 237V241H97L99 239V237H97V235H98L97 232L92 233L93 237L91 238V240H92L93 245H98V246H100V248H102L103 245L105 246V244H107V246L105 248H107L108 250L111 249V247H110L111 245H108V243L113 241L112 238H114L115 235L116 236L118 235L117 229L119 226L115 225L114 227H112L111 225H109V226L105 227V229H103V231L106 230V228H108ZM238 228L240 230H238ZM171 231H174V232H171ZM115 232H117V233H115ZM113 234H114V236H113ZM213 234L216 236H214ZM227 234H229V235H227ZM171 235H173V236H171ZM225 235H227L228 237L227 236L225 237ZM211 236H214V238H211ZM254 236L256 238H253ZM172 237L175 239H173ZM233 237H235V238H233ZM105 238H106V240H105ZM229 239H230V241H229ZM231 239H232V241H231ZM247 239L248 240L250 239V240L248 242V245L247 244L245 245V243H247V241H248ZM164 240H165V242H164ZM244 241H246V242H244ZM161 242H163V244ZM92 244H90V246H93ZM133 244H135V245H133ZM230 244H233V245H230ZM162 246H163V248L161 250L162 253H161V251L158 253V251H159L158 248L162 247ZM200 246H202V247H200ZM234 246L236 248L238 246L239 247H238V249H236ZM218 247H220V248H218ZM217 248H218V251H216ZM230 249H232V250H230ZM154 251L157 254H151ZM92 252H94V251H92ZM69 253L71 254L73 252H69ZM192 253H193V255H190ZM128 254H126V255L128 256ZM134 255H136V256H134ZM39 258H41V259H38V262H36V264H53L54 261H55V264H57V263L62 264L61 258L58 260H54V258H51V259L46 258V250L43 251L42 256L40 254ZM229 259H230V261H229ZM185 260H187V261L190 260V261H188L189 262L188 263ZM241 264H243V263H241Z\"/></svg>",
    "mask_w": 264,
    "mask_h": 264
},
{
    "label": "water",
    "instance_id": "95a60500",
    "mask_svg": "<svg viewBox=\"0 0 264 264\" xmlns=\"http://www.w3.org/2000/svg\"><path fill=\"white\" fill-rule=\"evenodd\" d=\"M0 264H5V263H3L2 260H0Z\"/></svg>",
    "mask_w": 264,
    "mask_h": 264
}]
</instances>
